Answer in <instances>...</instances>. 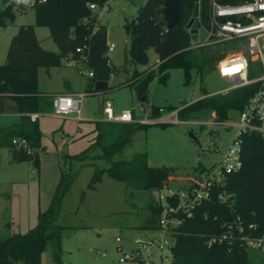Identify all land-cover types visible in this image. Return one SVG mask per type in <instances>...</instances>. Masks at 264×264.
I'll list each match as a JSON object with an SVG mask.
<instances>
[{
  "label": "trees",
  "instance_id": "trees-1",
  "mask_svg": "<svg viewBox=\"0 0 264 264\" xmlns=\"http://www.w3.org/2000/svg\"><path fill=\"white\" fill-rule=\"evenodd\" d=\"M108 0H46L32 7L35 13V24L22 25L13 36L7 59L0 64V113L3 112V100L12 99L21 122L10 127L0 128V146L9 148L17 161L34 160L40 162L42 149V131L40 122L31 119V113H51L54 110V96L40 90L38 72L40 68L61 67L67 57L79 58V54L89 56L86 49H77L92 45L98 35L107 33L106 27L93 20L94 13L90 3L103 6ZM239 4L249 0H200L201 25L208 26L210 3ZM164 0H147L140 8L133 21L125 25L131 42L126 52L123 69L130 73L131 84L142 101L147 100L150 83L158 77V81L167 85L170 69L182 68L186 83L192 80V70H197L201 83L206 76L217 69L219 62L230 52L228 43L194 47L190 30L186 28L192 17V9H185L182 21L175 28L168 30L163 20L162 8ZM196 0H187L194 6ZM0 7V27L15 25L17 14L13 0H4ZM240 19L239 17H233ZM86 20V21H85ZM47 27L51 39L57 44L59 52L42 47L35 28ZM74 29V34L72 30ZM234 45V44H232ZM153 48L159 55V63L155 69L140 70L139 65H146L149 50ZM88 63L95 68L90 59ZM255 64L254 61H252ZM112 65V64H111ZM113 71L115 67L112 65ZM96 76L88 79L84 93L93 94ZM262 86L261 82L252 83L231 89L227 92L210 94L204 86V97L186 107L154 106L152 113L157 114L167 109L178 110L181 120H187L192 114L202 109H213L217 124L230 119L231 112L239 114L244 110L250 97ZM133 112V111H132ZM134 115V113H133ZM135 118V117H134ZM96 133L94 142L79 154L70 155L83 165L92 164L89 155L92 149H99V159L107 161L105 167L95 166L88 188L95 189L107 173L111 178L126 182L138 190H162L168 178L174 173L172 167H153L148 163L145 152H138L130 159L115 160V156L132 143L135 134L149 126L139 122L95 121ZM14 139H26L29 147L36 150L33 156L23 149L14 146ZM243 167L230 175L227 190L235 194L234 204L228 205L218 199V190H214L208 200H204L196 209L193 218L186 219L178 228L176 242L172 247V262L167 264H251L248 250L227 241L208 245V239L215 233L224 230L225 224L234 222L238 217L248 226L256 225L251 233L264 235V136L254 132L242 136ZM97 158V157H95ZM205 167H198L197 171ZM73 177L62 173L50 207L40 211L38 224L26 233H15L0 238V264H42L43 254L50 247L54 260L61 262L62 239L64 227L57 224L61 212L62 200L70 188ZM150 214L140 227L145 230H156L160 227L163 207L158 202L150 204ZM207 214V216H206Z\"/></svg>",
  "mask_w": 264,
  "mask_h": 264
},
{
  "label": "rangeland",
  "instance_id": "rangeland-1",
  "mask_svg": "<svg viewBox=\"0 0 264 264\" xmlns=\"http://www.w3.org/2000/svg\"><path fill=\"white\" fill-rule=\"evenodd\" d=\"M13 2L17 14L15 25L0 28V64L6 62L11 40L20 26L35 24L34 9L24 0ZM146 2L147 0H108V5L93 11V20L107 29L108 43L116 45L109 52L115 72H112L108 89L83 98L82 120L78 119L77 113L69 116L59 115L54 110L51 113H41L39 121L42 149L39 151L38 165L32 159L17 161L9 148L0 146V238L26 233L36 226L40 211L47 210L52 203L62 173L73 177L56 221L64 227L61 262L54 260L53 251L49 247L43 254L42 264H118L122 255L121 248L128 252L136 247L137 237H155L154 232L157 231L140 227L150 214V204L158 203L160 190H138L126 182L111 178L107 173L95 189H89L95 166L105 167L107 161L98 158L101 151L97 148L89 153L94 158L90 160L93 165H83L70 157L79 154L94 142L95 121L103 117L108 101L116 115L129 109L133 111V117L137 121L149 124L147 128L138 131L132 143L114 159H130L138 152H145L150 166L172 167L174 173L168 178L164 188L179 190L190 185L198 167H208L222 160L238 131L234 125L239 120V113L236 111L231 112L230 119L223 124L216 123L214 110L209 108L192 114L185 121L179 118L176 113L178 110L165 109L161 113L159 111V116L158 113H152L154 106L168 108L172 105L177 109L188 106L204 97L202 86L210 94L230 88L232 82L224 78L218 68L210 72L203 83L197 70L191 71L192 80L186 83L182 68L170 69L167 85L160 83L157 77L150 83L147 100L142 101L138 97L130 83V73L122 68L131 42L125 25L136 19ZM3 3L4 0H0V7L4 6ZM35 29L43 48L59 52L57 44L50 37L49 28ZM72 33L74 34V29ZM207 37V26L201 25L200 42L206 41ZM226 43L229 44V51L240 48L236 42ZM148 52L150 60L146 65H139L140 70L155 69V65L159 63V55L155 49L151 48ZM78 59L71 66L54 70L51 77L42 69L40 86L59 89L63 83L61 72L67 68L66 73L72 77L75 86L85 87L88 78L81 73V68H87L88 62L80 54ZM63 64L66 65L65 59ZM261 74L262 69L257 63L253 64L250 78H257ZM3 106L0 128L21 122L20 116L15 113L16 110L18 112L17 105L12 99L5 98ZM30 154L33 156L36 150ZM117 238H121L120 244ZM248 257L251 264H264L263 252L249 249Z\"/></svg>",
  "mask_w": 264,
  "mask_h": 264
},
{
  "label": "built area",
  "instance_id": "built-area-1",
  "mask_svg": "<svg viewBox=\"0 0 264 264\" xmlns=\"http://www.w3.org/2000/svg\"><path fill=\"white\" fill-rule=\"evenodd\" d=\"M45 1L24 0L31 7ZM89 7L94 11L100 5L90 3ZM207 29V40L200 42L199 39L197 43L193 42L194 47L226 42H236L240 46L238 50L228 52L217 66L222 76L232 82V86L225 91L256 82H261L262 86L250 97L244 110L239 114V120L234 123L238 131L222 160L205 167L202 171L199 170L190 185L186 187L179 190L165 187L160 190L158 202L162 205L163 211L159 229L152 230L157 231L154 232L155 237L153 239L137 237L136 247L128 252L121 248L122 255L118 264H167L172 262V247L176 242L178 228L186 219L195 216L197 207L204 200L210 199L215 189L218 190V199L221 202L228 205L234 204L235 194L227 190V185L230 175L240 171L243 167L242 136L248 132L264 136V0H249L239 4H218L212 1ZM90 46L85 45L77 51L83 52L86 49L89 51ZM115 47V43H108V52L113 51ZM83 57L87 60L89 58L84 54ZM252 61L262 69V74L257 78L249 76ZM234 65L239 67L233 69L236 67ZM81 73L88 79L96 76V70L91 66L81 70ZM85 96L84 92L57 94L54 97V112L62 116L77 113L78 119L81 120V104ZM103 113V117L99 120L113 122H133L135 120L132 110L129 109L116 115L110 101L104 107ZM30 116L33 121H36L40 114L31 113ZM13 144L29 154L34 151L29 147L26 139H14ZM165 189L167 192H163ZM248 229L238 217L234 222L225 224L222 232L211 235L207 243L209 246L225 241L231 244L239 243L247 250L252 249L264 253V235L251 234L256 229L255 224L249 225ZM117 241L120 244L122 240L117 238Z\"/></svg>",
  "mask_w": 264,
  "mask_h": 264
},
{
  "label": "water",
  "instance_id": "water-1",
  "mask_svg": "<svg viewBox=\"0 0 264 264\" xmlns=\"http://www.w3.org/2000/svg\"><path fill=\"white\" fill-rule=\"evenodd\" d=\"M185 1L187 0H164L162 8L163 20L167 24L168 30H171L181 23L184 10L192 9V17L186 28L190 30L192 41L197 43L200 39L201 27L200 0H196L193 7L191 3H188L185 7ZM89 59L96 70L95 90L100 92L108 89L113 68L108 52L107 33L98 35L92 43L89 49ZM191 135L198 141L193 133Z\"/></svg>",
  "mask_w": 264,
  "mask_h": 264
},
{
  "label": "crops",
  "instance_id": "crops-1",
  "mask_svg": "<svg viewBox=\"0 0 264 264\" xmlns=\"http://www.w3.org/2000/svg\"><path fill=\"white\" fill-rule=\"evenodd\" d=\"M22 9L23 10H26L23 6H22ZM35 14V13H34ZM37 27H39V26H37ZM0 28H2V27H0ZM35 31H36V29H35ZM36 35H37V37H38V34H37V31H36ZM39 38V37H38ZM85 59V58H84ZM65 60H66V65L64 66V64H63V66H61V67H53V68H50V69H46V68H40L39 69V72H38V78H39V86H40V72H41V70L42 69H45V72H46V74H48L49 75V77H51L53 74H54V70H56V69H58V68H62V67H66V66H71V64L73 63V62H76L75 60H79L78 58H76V59H73L71 56L70 57H67V58H65ZM87 62H88V60L87 59H85ZM79 62V61H78ZM77 62V63H78ZM111 64H112V62H111ZM157 65L158 64H156L155 65V67H157ZM88 67H90V65H89V63H88V66H87V68ZM82 69H86L85 67H83V68H81V70ZM66 70H67V68L66 69H64L61 73H62V76H63V83H62V86L59 88V89H51V88H44V87H42V86H40V90L43 92V93H47V94H52V95H57V94H59V93H81V92H83L84 91V89H85V87H86V83H87V81H86V83H85V87H83V88H79V87H77V86H75V83H74V81H73V79H72V77L68 74V73H66ZM112 77V76H111ZM88 80V79H87ZM54 96V97H55ZM4 112V111H3ZM16 114H18L19 116H20V119H21V114L19 113V112H17V110H16V112H15ZM1 114V113H0ZM3 114V113H2ZM81 114H82V112H81ZM40 116H41V114H40ZM40 116H39V118H38V120L40 119ZM214 116H215V112H214ZM83 119V118H82ZM81 119V120H82ZM40 122V121H39Z\"/></svg>",
  "mask_w": 264,
  "mask_h": 264
},
{
  "label": "bare ground",
  "instance_id": "bare-ground-1",
  "mask_svg": "<svg viewBox=\"0 0 264 264\" xmlns=\"http://www.w3.org/2000/svg\"><path fill=\"white\" fill-rule=\"evenodd\" d=\"M234 66H236V67H233V69H236V68H238L239 66H237V65H234Z\"/></svg>",
  "mask_w": 264,
  "mask_h": 264
}]
</instances>
